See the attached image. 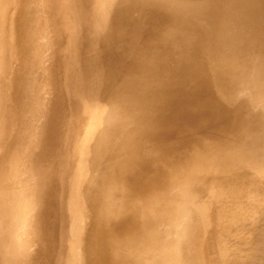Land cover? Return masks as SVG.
<instances>
[{"label": "bare ground", "instance_id": "6f19581e", "mask_svg": "<svg viewBox=\"0 0 264 264\" xmlns=\"http://www.w3.org/2000/svg\"><path fill=\"white\" fill-rule=\"evenodd\" d=\"M14 1L16 0H0V248L2 249L0 251L9 250L13 238L12 232L10 235L8 233L9 224L15 217L11 220L12 214L7 208L4 210V206L11 200L12 196L8 190L4 189L3 184L10 183L16 174L15 172H17L18 162L11 157L9 140L17 121V118L14 117L15 107L21 109L22 102L23 108L31 117H29L31 122L30 132L36 130V138H34L35 141L31 146L26 147V155H22L21 168L26 170V160V166L37 171L43 152L42 146L45 147L47 145L46 148H49L48 145L56 142V150L65 139L73 134V137L63 142L60 150L54 152V159L46 168V170L48 169V175L50 174L52 177V182L49 186L47 185L49 187L48 194L51 196L49 200L51 202V226L44 229L43 237L44 240L47 239L49 245L45 246V242L41 246L34 248L37 254V260L35 261H38L41 255L39 252L43 253V249L45 252L43 254L47 258L48 249L54 250L55 246L64 244L67 248L58 252L55 259L49 260L51 261L49 264H77L78 262L85 264L83 240H86L87 232L85 228L87 223H89L92 226L93 233L97 232L96 236L100 233V241L97 242L95 255L101 258V254L108 261L110 258L111 264H198L199 259L202 257L198 256L210 253V245L213 243L218 244L219 236L225 227L236 223L239 227L243 224L246 231L241 233L240 235L243 237H238L237 240L242 245L248 239L246 232H249L251 226L259 221L261 223L259 230H252L250 237L253 236V239H249L247 244L250 249V245L255 243V248L252 249L253 252L248 255L254 260L249 263L251 259L247 257V253L237 252L240 250L238 248H232L229 251L228 259L230 264H244L245 258L246 260L249 259L248 264H264V218L258 219L260 213H264L261 195L256 196L255 191L247 192L248 198L244 201L242 200V204L239 203L241 205L239 210L244 212L243 214H249L250 218L246 220L248 216L245 214L247 218L243 220L242 217L244 215L241 216V213L238 216L234 215V218L232 211H230L229 214L234 218L231 220L230 216L224 215L225 212L219 209V204L217 205L213 198L215 196L218 199L216 195L223 194V191H220L221 184L216 182L211 185L209 183L211 181L208 180L209 178L207 179V175L211 174L210 169H212L213 162L210 159L202 160L203 158L198 157L199 153L196 154L199 151L197 148L198 138L201 137L193 136L188 139L184 136L185 138H181V140L185 142H179L180 140L177 139L179 141H175L173 147L170 146L174 151L172 153L168 152L170 148L165 145L170 137L180 136L179 132L182 133L194 123L192 122L193 115L185 113L180 117L174 115L175 108L171 104L179 94L186 91L185 81L196 73H199L202 77L198 82L196 81V86H194L196 92H193L194 94L186 92V99L191 104H205L204 106L206 107L201 111L200 116L197 114V118L200 120L201 117L209 124L220 113V102L217 93L211 90L212 85L210 83L214 77V65L210 68L211 64L209 65V63H212L211 58H218L219 54L223 56L226 52L219 53L220 50L218 52V45L215 48L214 38L225 37L230 40L234 53L238 52V48L240 50L239 46L243 47V43L239 45L242 41H245L246 44L244 45L249 43L253 52H250L249 48L247 49L246 47V51L248 50L249 52L247 51L248 53H245V56H241L244 54L243 52V54L240 53L239 55L242 60L249 61L252 64V69L258 74L259 79L260 75L261 78L262 75L264 77V66L261 64V59L264 55L259 54L260 52L256 53L255 50V46H258L257 40L259 41L260 35L252 37L250 33L246 34L245 22L247 21L244 19L233 21L231 17L234 15V8L230 13L227 10L228 14L224 16L225 22H240V26L234 30L236 32L234 33L233 31L232 35L228 34V29L219 27V24L214 23L217 20L207 15L209 0H66L72 14L70 15L73 16L75 29L73 33L75 37L68 51L69 60L66 58L67 63L65 61L66 66L61 78L62 87L60 86V88H63L62 103L59 112H56L58 113L56 114V121L51 123V119H53V117L51 118V100L44 109L40 110L37 108L40 110L37 114L32 115L36 112H31L35 107H40L39 105L44 106L43 103H46L50 98L47 95L51 94L52 96L53 86L51 90L48 87L50 79L46 82L48 85L45 83L47 79L42 80L47 86L46 93L49 92L44 95L47 98H43L40 93V99L39 95L33 98L39 99L35 105L32 101L33 99L29 98L31 96V87H33H29L30 79L37 78L35 81L39 83L37 84L39 86L40 78L44 75L41 74L44 70H41L39 79L38 76L33 77V72H31V75L28 74L25 78L19 79L14 75L13 70L7 69L8 59L13 63H18V59H20L19 61L24 66L40 68L44 52L46 57V51L49 52L51 50L45 51L44 49L48 47L47 45L50 46V42L53 40L52 34H54V32L52 34L49 32L53 26L47 30L44 25L46 23L40 26L45 14L44 11L52 8L50 7L51 5H49V8L47 7V4H49L47 2L51 0L42 1V4L45 2L47 6L45 4L40 6L41 0H30L32 6L35 8L38 6L37 11H34L32 15L35 16L36 20L34 22L39 25L40 36H42L40 37L41 48L32 50V56L26 55V51L19 52L17 49L19 45L22 49L23 44H27V41L33 40V38L27 35V32L32 30L28 26V22H26L28 20L27 14L23 16L25 26L19 31L17 20H15L13 14L11 15V9L14 10L11 2L13 3ZM227 1L228 5H231L236 0ZM61 5L65 8L67 3H62ZM68 7L67 10L60 8L64 12V10L69 11ZM257 7L251 8L250 13L259 14V19L256 22H258V25H264V8H259L258 11L256 10ZM43 8L45 9L44 11ZM58 9L55 8L56 11ZM134 11L138 12L135 17L133 16L134 14L132 15ZM47 12L50 13L49 11ZM171 15H173V21L171 22L170 32L157 43L154 51H152L153 41L164 29L165 23L169 21L168 19ZM48 19L46 18V20ZM59 19H61L60 15L57 21ZM66 20L69 21L70 18ZM46 22L47 24L50 23L49 21ZM63 25H60V27H63ZM71 25H73L72 22ZM66 27L68 28V26ZM67 28L64 25L63 29L66 30ZM226 32L227 34H225ZM17 35H22L25 40L22 42L17 41ZM58 41L60 40L58 39ZM262 41H264L263 38ZM254 43L256 44L255 46L253 45ZM262 43L260 42V44ZM236 45L239 46L237 47ZM204 47H207L206 50H204ZM27 49L28 51L31 50L29 47ZM52 49L54 50V48ZM207 50L209 52L204 55L203 53L205 52L203 51L207 52ZM210 51L213 52V56L209 54ZM56 54L54 53L52 56ZM174 54H178L175 59L173 58ZM203 56H208L206 60L211 56L209 58L211 62L208 63L209 60L206 61L208 66H206L207 64L205 65L207 68L202 66V70H205L204 73H200L198 72L199 65L201 66L200 62L204 58ZM219 56L221 57V55ZM47 59L51 58L47 56L43 60L47 61ZM242 60L237 59L232 68L226 66L225 70L229 68V71L223 70L221 72L219 70L221 75L218 76L219 79L215 84L218 81H234L232 80V74L236 70L233 71L232 69H238L240 66L243 68L242 65L237 63L243 62ZM47 72L51 74L49 69ZM152 73L156 77L155 80L151 78ZM216 75L219 74L216 73ZM179 76L180 78H178ZM44 77L46 76L44 75ZM245 80L243 82L250 86L254 79L249 78L250 82L252 81L251 84L248 82L249 80L247 83ZM38 86H35V88H38L36 94L39 93L42 84ZM165 87H167L168 93L160 100V95ZM219 88L223 91V87L219 86ZM24 94L28 95V100L26 101L23 98ZM262 99L264 100V98ZM161 101H165L166 106L162 117L158 121L148 122L151 116L160 111ZM262 102L260 100L258 106ZM103 103L108 105L107 113L97 120L99 115L103 114ZM32 104L34 106H31ZM261 105L263 108L264 102ZM111 106L113 107L110 108ZM229 107L231 108V106ZM258 110L261 112L260 109ZM262 110L259 120L261 121L260 125L262 126L263 124L264 126V108ZM249 112L243 113L242 117L237 116L238 118L230 120L233 121L230 122V127L232 128L230 133H232V130L238 131L237 127L243 125H241V122L244 123L241 121L244 119L240 120V118L250 115ZM235 114L236 112L234 116ZM90 118L92 120L88 124L85 123ZM250 118L244 120L248 122L246 123L248 125L251 124L248 121ZM32 127L34 130H32ZM151 127L154 129L153 136L156 137L155 140H162L160 142L164 147L160 146L162 149L156 148L155 146H158L156 144L154 145L156 149L154 148L153 150L151 148L145 153H138L137 149ZM248 127L247 125L244 127L245 131L243 127V131L239 129V131L243 132L241 134L245 144L240 142L241 147L238 149L236 147L239 145L234 147L235 150L240 152L249 150L250 156H253L250 162L247 163L246 161L247 165L243 166L248 167L247 173H242L246 176H249L248 173L251 168H253V171H259L264 164V138H262L263 141L260 139L261 142L253 143L254 140L251 139V136L259 128L258 125V129L254 128L255 130ZM76 129L77 131H75ZM239 131L238 133H240ZM29 133L27 134L29 135ZM30 136L33 137L32 134ZM24 137L29 138L26 135ZM108 149H111V153L106 157V150ZM261 149L263 152H261ZM49 150H45L46 154L49 153ZM92 151L93 156L90 157ZM181 151L184 155L181 154ZM232 154V156L237 158L233 160L232 164H236L238 167V164L244 163L241 158L239 159L240 156L245 159L243 155L238 152ZM237 154L240 156L237 157ZM180 155L184 157H182L183 161L189 160V158L192 161L195 158V161L193 160L188 164L189 166L185 165L183 172L176 166L177 161L180 164L182 162L178 159ZM207 155L205 158H214L213 155L210 156V153H207ZM136 163L139 165L133 168L132 166L136 165ZM95 166H97V171L95 170V173H97L96 177H94L92 172H89L93 171ZM86 167L88 170L87 176L82 178ZM161 170H163L165 175L159 177V171ZM47 173H45V177L43 174L42 177L44 178L40 179H45ZM214 176L213 173L212 177ZM217 177L219 178L220 176L218 175ZM88 179L93 181L92 183L88 182V186L95 182L101 186L100 197L95 199L83 194V192L86 193V185L83 180ZM48 180V182L51 181L50 179ZM217 181L219 182V180ZM188 182L192 184L190 191L187 188ZM59 191V195L55 198ZM235 193H237V190ZM222 197L224 196L222 195ZM99 199L105 200L107 202L106 205H101ZM55 200L59 204H55ZM220 200L218 199V201ZM23 206L26 209L29 208V211L32 210V200L24 201ZM88 213H95V216L91 221L84 222L85 214ZM222 218H225L223 222L220 221ZM16 229L15 244L18 238L17 235L22 233L25 235L27 230L23 226H18ZM91 237L92 235H88V249L92 242ZM104 246L105 251L103 249ZM116 247H118V250ZM19 248L24 257V264H29L30 244L26 245L24 243ZM99 248L101 249L99 250ZM250 254L258 257L256 256L255 260L254 256L252 257ZM232 256L235 259L238 256L241 260L236 259V262L234 259L233 261ZM31 257H33L32 254ZM94 263L96 264V261ZM102 263L101 259L97 262V264ZM30 264H34V261Z\"/></svg>", "mask_w": 264, "mask_h": 264}, {"label": "rangeland", "instance_id": "374dc122", "mask_svg": "<svg viewBox=\"0 0 264 264\" xmlns=\"http://www.w3.org/2000/svg\"><path fill=\"white\" fill-rule=\"evenodd\" d=\"M42 1L43 0H41V2H40L41 4L39 3L40 6H43L45 4V2H44V4H42ZM47 1H49V0H47ZM52 1H54V2L52 3ZM55 1L56 0H51V1L47 2V3H49V4L46 3L48 6L45 4V6H47L48 8H49V5H51L50 7H52V8H49V10H45L44 9L45 6H44L43 11L45 10L46 12L44 11V13H45L44 17L42 16L43 17L42 18V22L43 23L40 22V26H42L44 23H46V24H44L45 27H47L46 30L52 28V26H53L52 30L51 29L49 30V32H51V34L54 32V34H52L53 35L52 36L53 40H52V42H50V46L47 45L48 47L46 49H44L45 51L51 49V50H49V52L46 51V54H47L48 58H51V59H47V61L43 60V59L47 58V56L45 57V52H44V56H42L43 59H42V64H41L43 66L40 65V68H38L36 66L35 67L24 66L19 61L20 59H18V63H13L10 59H8V66H7V69L13 70L14 71V75L17 78H19V79L25 78L26 76H28V74L31 75V72H33L32 75H33L34 78L36 76H38V79H39V76L41 77V75H43V74L46 76V77H44V75H43L40 78L41 82H43V83L40 82V85L42 84V86L39 85L40 89H39V93H37V94H36V92H38L37 91L38 88H35V86L37 87L38 86L37 84H39L38 82L35 81V79H37V78H35V79L31 78L30 79L29 87H31V86H33V87H31V96L32 97L29 95L30 96L29 98L33 99L34 97H36L38 95H39V99L41 98V96L43 98H47L48 96L50 97V98L48 97L49 99H48V101H46V103H43L44 106L43 105H39L40 107H35L34 110L33 109L31 110V112H33V111L36 112V113H34L32 115L37 114V112L40 111L41 109H44V107L47 106V103H49V101L51 100V104H52L51 105V113H52L51 118L53 117V119H51V123H54L56 121V117H57L56 114H58L56 112H59L60 105L62 103L61 102L62 101L61 97H62V89L63 88H60V86L62 87L61 78L63 76V72L65 70V66H66V63H67L66 58L69 57L68 51L70 50V46H71L72 40L75 37V35L73 33L74 30H75L74 29L73 16H71L72 14L70 13V10H69V7H68V1L64 0L65 1V3H64V1L61 0V2L63 4L67 3V6L65 5V8H64L63 5H61L62 3L60 2V0L59 1L57 0L56 2ZM58 2H60L61 4L58 3ZM57 3H58V5H57ZM11 4H13V7H14V10L11 9V15L13 14L15 20H17V23H18V26H19V31L23 28V26H25V22L23 21L24 14L28 15V20L26 22H28V26H30V29H32V30H31V32H27V35L32 37L33 40L27 41L28 42L27 44L24 43L23 46H22V49H21V46L19 45L17 47V49H18L19 52L26 51V55L32 56V53H31L32 50H37V48H41V44H42V42L40 40V37H42V36H40V31L41 30L39 31V25L37 24V22H34L36 19H35V16L32 15L34 13V11H37V7L38 6L36 8L34 6H32V3L30 2V0H16L13 3L11 2ZM228 4L229 3H228L227 0H209V6H208L209 10H208L207 15L210 16L212 19L217 20V22H214V23L219 24L218 25L219 27L228 29L227 30L229 32L228 34L232 35L233 31L240 26V22H225L224 16H225V14H228V11L230 13L233 10V8H234V12H233L234 15L231 17V19L233 21H237L239 19L246 20L247 21V22H245L246 31H247L246 34L250 33L252 37H254L255 35L256 36L260 35L259 41L257 40V42H258L257 45L258 46H255L256 45L255 43L253 45L256 47V49H255L256 53L260 52L259 54L264 55V51H263L264 50V43H262V42H264V41H262V38L264 39V25H258L257 24L258 22H256L259 19V16H260L259 14H254V13L251 14L250 13L251 12V8H253V7L259 6L256 9L258 11H259V8L263 9L264 8V0H236L235 2L231 3V5H228ZM52 5H54V6H52ZM59 5H61V6H59ZM58 6H59V9H58ZM54 7L56 9H58V10L56 11ZM60 7L63 8V9H66V10H67V7H68L69 11L64 10V12H63V10H61ZM47 11H49L51 14L48 13ZM58 11L60 12V14H59ZM46 14H47V16H46ZM58 14L60 15V18H61V19H59V21H57L58 18H59ZM62 14H64V15H62ZM132 15L135 17V16L138 15V12L134 11V12H132ZM45 16H46L47 19L49 17L50 18L48 20H46ZM66 17L68 19L70 18V20L69 21L66 20L67 19ZM168 20L169 21H167L165 23L164 29H162V31L159 33L158 37H156L155 40L153 41L152 48H151L152 51H154L157 43L168 32H170V30H171V22L173 21V15H171ZM46 21H49L50 23H52V24L55 23V24H53V25L50 24V23L47 24ZM53 21H55V22H53ZM71 22H72L73 25H71ZM58 23L60 25L64 24L65 28H67L66 26H68V28L65 30V29H63L64 25H63V27L62 26L60 27V25ZM228 25H229V27H227ZM68 29H70L71 31L69 30L68 32H65ZM55 31H56V34H55ZM235 32L236 31H234V33ZM57 33L60 34L61 37L58 36ZM64 34H65V36H64ZM225 34H227V32ZM71 36H73V37H71ZM22 37H23L22 35L21 36L17 35V41L19 40L20 42H22L23 40H25V38H22ZM58 39L60 41H58ZM56 40H57V42H56ZM61 40H63V41H61ZM213 41L215 42V48L218 47V49H217L218 52H219V50H220L219 53H221V52L225 53L226 52L225 53L226 55L224 54L222 56V54H219V55H221V57L218 55V58L220 57L219 60H217L218 58H215L216 60L213 58L214 59V61H213V59L211 58V61H212L213 64L209 63V62H211L209 60V58L211 56H209V58H208L209 61L206 60L208 56H205L206 58L203 56L204 58L200 62L201 66L199 65L200 68H199L198 72L204 73L205 69L202 70V66L204 68V66L207 64L206 61H208L209 65L211 64L210 68H212V65H214L213 66L214 77H213V80L210 83L212 85L211 86V90H213V91H215L217 93V97H218V100L220 102V113H219V115L217 117H215V120L213 122H210L209 124H208V122L204 121L201 117H200V120L197 118V114H199V116H200V114L202 113L201 111L206 107V106H204L205 104L204 103L191 104V103L188 102L189 100L186 99L187 98V96H186L187 93L191 94L193 92H196L194 86H196L195 85L196 81L198 82L199 79L202 77V76L199 75V73H196L197 75L195 74L193 77L188 78L185 81L186 91L184 93H181L179 91V93H181V94H179L176 97V99L173 100V102L171 104V106H173L175 108V111L173 113L174 115H177V117L178 116L180 117V116L184 115V113L188 114V115H193L192 122H194V123H193V125L189 126L186 130H184L185 132L182 131L183 134L181 132H179L180 136L176 135L175 138L174 137H170L167 140L168 143H166L165 145H167V147L170 148V146L173 147V145L175 144L174 143L175 141L178 142L180 140L179 142H182V141L185 142L184 140H181V138H185L184 136H186V138H188V139H191L193 136L201 137V138H198L197 148L199 149V151H197L196 154L199 153L198 157H200L201 159L203 158L202 160H209L210 159L213 162L212 163V167H211L212 169H210L211 170L210 173L212 175L214 173L216 178H214L215 176L212 177V175L209 174V175H207V179L209 178L208 180L211 181V182H209V181L208 182L211 183V185L215 184L216 182L221 184L220 185L221 186L220 191L221 192L223 191V194L220 193V194L216 195L218 197V199H221L220 200L221 202L218 201V199L215 196L213 197L215 199V203L217 205L219 204L218 205V207L220 206L219 209L221 211L225 212L224 215L230 216L231 220L234 219L236 215L238 216L239 213H241V216L244 215L242 217L243 220H245L247 218V216H248V218L246 219V220H248L250 218L249 214L245 213L247 215L246 216L245 214H243L244 212L239 210L240 207H241V205L239 203L242 204V202L244 200H246V198H248L247 197L248 196L247 192L255 191L256 192V196H260L261 195L262 206H264V184H263L264 183V171H262L264 169V167H263L264 164L262 165L263 169L260 168L259 171L258 170H254L253 171V168H251L250 169L251 171L250 172L248 171L249 172L248 173L249 176L243 175L242 173L245 174V173H247V170H248V167L246 168V167H243V166L247 165L246 161H247V163H249L253 156H250L249 150L240 152V151L235 150L234 147L236 145L237 146L239 145L238 147H236V149H238L239 147H241L240 146L241 143L245 144L244 140H242L243 139V137H242L243 135L241 133H243L242 132L243 131L242 127L244 128V127H246V125H247V127L250 125L249 127L253 128V129L254 128L258 129L259 128V130H255L254 129L255 130L253 132L254 136L253 135L251 136V139L254 140L253 143L261 142V141L264 140V139L262 140V138H264V134H263L264 133V126H263V124H262V126L260 125L261 121L259 120L260 114L263 111L262 109L264 108V105H263V108H262V105H261L264 102V100L262 99V98H264V85H263L264 84V77L262 75V78H261V75H260V79H259L258 78L259 76H257L258 74L254 71V69H252V64L249 61L242 60L241 56H245V53L247 54L249 51L253 52V51H251L252 49L250 48V44L249 43L247 44L248 45L247 46V45H244V44H246L245 41H242L239 45H241L243 43V47L238 45L240 47V50L238 48V52L236 51L234 53L232 51V44H231L230 40L226 39L225 37H219L218 39L214 38ZM254 42H256V41H254ZM260 42L262 44H260ZM55 44H57V45L55 46ZM52 45H53V47H52ZM216 45H218V46L216 47ZM225 45H227V46H225ZM57 46H59V47H57ZM28 47H29V49H31L30 51H28V49H27ZM51 47L54 48V50L55 49L56 50L54 51ZM246 47H247V49L249 48L248 49L249 51L247 50L248 52L246 51ZM204 48H202V49H204ZM206 48L204 50H206ZM53 51H54V53H57L54 56H52L54 54ZM203 52H205V53H203L204 55H207L209 50H207V52L206 51H203ZM215 52H216V49H215ZM240 53H242L243 55L240 56L239 55ZM0 54H1V52H0ZM49 54H51V55H49ZM209 54L212 55L213 52L210 51ZM253 55H255V54H253ZM177 56H178V54H174L173 58L175 59ZM236 56H237V58H236ZM240 57H241V59H240ZM237 59L242 60L244 63L243 62H237L240 65H242L243 68L240 66V68H238V69L237 68H235V69L233 68L232 69L233 71L236 70L235 71L236 74H235V72L232 74V76H233L232 80H234V81H229V82L218 81L215 84V82L219 79L218 76L221 75L219 70H221V72H222L223 70L226 69V66L232 68V66H234V64H235L234 62L237 61ZM243 59H245V58L243 57ZM0 60H1V55H0ZM68 60H69V58H68ZM48 61H50V62H48ZM65 61H66V63H65ZM232 61H233V63H232ZM261 61H262L261 62L262 66H264V56L261 59ZM204 62H206V63H204ZM45 63L48 66H46ZM215 64H216V66H215ZM50 65L52 67V68L50 67L51 71H50V68H49ZM206 66H208V64ZM221 68H223V69H221ZM48 69H49V72L51 74H48V72H47ZM249 69H251V70H249ZM41 70H44V71H42V74L39 75L41 73ZM229 70L230 69L228 68L225 71H229ZM216 73H218L219 75H216ZM255 73H256V75H255ZM47 77H49V78H47ZM246 77L248 79L245 80L244 78H246ZM151 78H152V80H155V78H156L153 73L151 74ZM178 78H180V76ZM249 78L250 79H254L252 84H251L252 81L250 82ZM44 79L45 80L47 79V81H45V83L48 82V80L50 79V81L48 82V84H50L48 86V87H50V89L49 88L48 89L51 90L53 88L52 96H51V94L47 95L49 92L46 93V91H47L46 84L47 83L45 84L44 81H42ZM243 79L245 80L246 83L249 80L248 82L251 85L249 86L248 84H245L243 82L244 81ZM54 80H55V82H54ZM52 81L54 82V84H53ZM259 83H260V85H259ZM44 85H45V87H44ZM219 86L223 87V91L219 88ZM189 91H191V92H189ZM167 93H168L167 92V87L163 88L162 93L160 95V100L163 97H165V95ZM45 94L47 95V97H44ZM27 96H28L27 94H24V96H23V98H25L24 99L25 101L28 100ZM39 99H37V100L33 99L32 100L34 105L36 104V102ZM236 99H237V101H236ZM259 99L261 100V102L263 101L262 103H260V106H258L259 105L258 103L260 102ZM181 101H182V103H181ZM164 102L161 101V109H160V111L157 114L151 116L149 118L148 122L158 121L162 117V115H163V113L165 111V107H166ZM178 103H180V104L178 105ZM34 105L32 104L31 106H34ZM185 105H187V106L185 107ZM42 106H43V108H42ZM229 106H231V108ZM112 107L113 106H111L110 108H112ZM233 107H234V109H233ZM17 108L15 107V116H14V117L17 118V121L15 123L16 124L15 125V129H14V131H13L11 137H10L9 143H10V148H11V157H12V159L17 160L18 167H17V172H15L16 174L13 177V180L10 183H4L3 184L4 189L8 190L9 193L11 194V196H12L11 200L8 201L6 203V205L4 206V210L7 208L8 211L12 214L11 220H12L13 217H15L9 224L10 227H9V233H8L10 235L11 232H12L13 238H12L11 243H10L11 248L9 250H7V251H0V264H24V257L22 255V252L20 251V248H19L22 245H24V243L26 245L30 244V247H31L29 252L32 254L33 257H31V254H30L29 257L31 259L29 258V260H28V262L30 261L29 264L33 263V261H34V264H38V263L39 264H49L51 262L49 260L55 259L57 257L56 254L58 252H61V250L63 251L64 248H67V247H66V245L63 244V245L55 246L54 250H52L51 248L48 249L47 258H45L46 255H44L45 252H44V249L42 248L44 254L42 252H39L41 255L38 258V261H35V260H37V258H36L37 254H36V249H34V248L41 246L45 242H46L45 246L49 245V243H47V239L44 240V237H43L44 229L46 227L48 228L49 226H51L50 225V222H51L50 221V212H51L50 205H51V202L49 201L51 199V196L48 194L49 193V187L48 186L52 182V177H51L50 174H49L50 176L48 175V173H47L48 169L46 170V168H47V165L53 161L54 152H56L57 150H60L61 147H62L63 142H65L66 140H69L71 137H73V134L71 136H69L67 139H65L62 142V144L60 145V147H58L56 150H55L56 142L55 143H51L50 145H48L49 148H46L47 145L45 147L42 146L43 150L42 149L41 150L43 152L41 154L40 166L37 169V171H34V169H32V168L29 169L26 166V160H25V167H26V170H25L24 168H21V164H22V161H23L22 155L25 156L26 155V153H25L26 147L27 146H31L34 143V141H35L34 138H36V135H35V131L36 130H34L33 127H32V130H34V131H31L33 133L30 132V130H31L30 123L31 122L29 120H30L31 117H30V115L27 114V112L23 108L22 102H21V109L19 107H17ZM37 108H39L40 110L37 109ZM103 108H104L103 114L99 115L97 120H99L101 117L104 116V114L107 113L106 110L108 108V105L103 103ZM232 109H233V111H232ZM256 109L257 110L260 109L261 112H259V110L257 111ZM228 110L232 114H230L228 112ZM234 110L236 112L235 116H234V113H235ZM16 112H17V114H16ZM53 112H55V113H53ZM247 112H249L250 115L245 116V117L246 118H250L251 117L250 119H248V121L251 122V124H249V125L246 124L248 122L244 121V120H246V118L243 116V118H240V120L244 119V120H241V121L244 122V123L241 122V125L242 124L243 125L237 127L238 131H239V129H242V131L240 130L239 131L240 133H238L237 130H235L236 132L234 130H232V133H230L231 129H232L230 127V122H233V121H230V120L234 119V118H238L237 116H241V115H243V113L246 114ZM54 114H55V116H54ZM91 120H92V118H90L87 121H85V123L88 124ZM232 124H231V126H232ZM254 124H256V125L254 126ZM257 125H258V128H257ZM24 127H25V129H24ZM77 129L75 131H77ZM26 131H27V133L30 132L29 135L27 133H25ZM153 131H154V129L151 127V129H149V131L145 134L144 138L142 139V143H141L140 147L137 149L138 153H141V152L145 153V151H148L151 148L154 150L155 147L156 148L159 147V149H162V147H164V145L162 146V143H161L162 140H160L161 142L159 140H155L156 137L153 136ZM244 131H245V128H244ZM233 132L235 134L236 133L237 134L235 135ZM31 134L33 135V137L30 136ZM238 134H241V135H238ZM25 135H26V137H29V136L30 137L29 138H25L24 137ZM240 136H241V138H240ZM255 136H256V138H254ZM177 139H179V140H177ZM260 139H261V141H260ZM23 142H25V143H23ZM158 142H160V143H158ZM156 144H158V146ZM154 145H156V146L154 147ZM160 146H162V147H160ZM143 147H144V149H143ZM48 149H50L49 153L46 154L45 150L47 151ZM106 151H107V155H106V157H107L108 155H110L111 149H108ZM168 152L172 153L174 151H173L172 148H170V150ZM235 152H238L240 155H243L245 157V159H244L239 154H237L238 155L237 157L240 156L239 159L241 158V161L244 162L243 164H238L240 167L239 166L237 167L236 164H232L233 160L237 159L235 156H232L233 155L232 153H235ZM261 152H263V150ZM207 153H210V156L213 155L214 158H211V157L205 158ZM181 154H182V151H181ZM182 155H184V154H182ZM92 156H93V151L90 153V157H92ZM207 156H209V155H207ZM231 156H232V158H231ZM182 157L183 156H181V155H180V157H178L179 161L180 160L182 161V162L180 161L181 164L177 161V165H176L177 168H179V170L181 172H183L182 170H183V168H185V165L189 166L188 165L189 163H191L193 160L195 161V158H193L192 161L190 160L191 158H189V160H184L183 161ZM93 159H95V158H93ZM178 163H179V165H178ZM137 165H139V164L136 163V165L134 164L132 167L134 168ZM213 165H214V167H213ZM96 168H97V166H95L93 171H89V172H92L94 174V177L97 176V173H95V170L97 171ZM214 168H216L217 170L214 169ZM227 169H229V170H227ZM218 171H220V172H218ZM223 171H224V173H223ZM87 172H88V170H87V167H86L84 169L83 174H82V178L87 176ZM45 173H47L46 178L45 179H40V178H44L45 177ZM159 173H160L158 175L159 177H162V176L165 175V173H163V170L159 171ZM217 173H219V174H217ZM221 173H223V174H221ZM42 175L44 177H42ZM218 175L220 176L219 177L220 179L217 177ZM223 175H224V177H223ZM208 176H210V177H212L214 179L212 180V178H210ZM48 179H50L51 181L48 182L49 181ZM217 180H219V182ZM212 181H214V182H212ZM83 182L86 185V193L83 192L84 195L86 194V196H90L91 198H95V199L97 197H100L99 194H100V191H101V189H100L101 186H99L97 182H95V183H93V184H91L89 186H88V182L92 183L93 182L92 180H89V179L88 180H83ZM191 186H192V184L188 182L187 188L189 189V191H190ZM81 189H82V187H81ZM236 190H237V193H235ZM59 193H60V191L57 192V195L55 196V198L59 195ZM231 193H233V194L231 195ZM222 195L225 198L222 197ZM30 199L32 200V207L33 208H32V210L29 211V208L26 209L23 206V202L24 201H28ZM216 200H217V202H216ZM100 201H101L100 202L101 205H103V206L106 205V203H107L105 200H100ZM222 202H223V204H222ZM57 203H58V201L55 200V204H57ZM236 208H238V209H236ZM105 211H106V209H105ZM230 211H232L231 213L233 214V216L235 215L234 218H233V216L231 214H229ZM94 216H95V213L85 214L84 222L91 221V219ZM104 218H106V217L104 216ZM225 218H222L220 221L223 222V220ZM260 218H264V213L263 212L260 213L258 219H260ZM255 224H256V222L254 223V225L251 226V228L249 229V232H246L247 236H248V239L242 245L237 240H238V237L242 238L243 236H241L240 234L244 233L246 231L244 229V227H243V224L240 225L239 227H238L237 223L232 225V226L225 227V229L222 230V232H221L222 234L219 236L220 240L218 239V241H217L218 244L213 243V244L210 245L211 246L210 247L211 248L210 249V253L207 254V255L204 253V256L202 254L198 256V257L202 256L199 259L198 264H230L229 259H228V257H229L228 255H229V251L232 250V248L240 249V250L237 251L239 253L240 252L247 253L246 255H247V257L249 259H251V261L249 262V259L246 260V258H245L244 262H243V260H242V262L244 264H246V263L248 264V262L251 263L254 259H252L248 255H249L250 252H253L252 249L255 248V243H254V245L253 244L250 245V249L247 246V244H248V240L249 239L250 240L253 239V236L250 237V233L252 232V230H254V231H256V229L259 230V227H260L261 223L258 221L257 224L256 225ZM18 226H20V227L23 226L27 230L25 231V235L23 233H22L23 235L22 234L21 235H19V234L17 235L18 238H17V242L15 244V232H16V230H17L16 228H18ZM85 231L87 232L86 240L85 241L83 240V248H84L83 254L85 256V264H95L94 261H96V264H97L98 260H100V259L103 262L102 264H111L110 263V258H109V261H108L107 258H105L104 256H101V254H100L101 258H98L97 255H95L97 242L100 241V233L96 236L97 232L93 233L92 226L89 223H87ZM88 235H90V236L92 235V237H91L92 242L90 243L89 249L87 248ZM235 235H236V237H235ZM98 245H99V243H98ZM116 248L118 250V247H116ZM31 249L33 250V253H32ZM100 249L101 248H99V250ZM103 249L105 251V246H104ZM0 250H2V249L0 248ZM242 250L243 251L245 250V251L243 252ZM49 253H52V254H49ZM111 255H113V254H111ZM92 256H94V257H92ZM253 256L252 257L255 258V260H256V256L257 255L255 256L253 254ZM232 257H233V259L232 258L231 259L234 261L235 257L234 256H232ZM236 257H237L236 258L237 260L238 259L241 260L240 257L239 258H238V256H236ZM236 259H235V261L237 262ZM242 259H244V258H242ZM220 262H222V263H220ZM77 264H83V262H78Z\"/></svg>", "mask_w": 264, "mask_h": 264}]
</instances>
